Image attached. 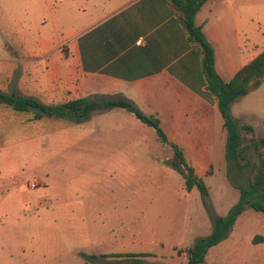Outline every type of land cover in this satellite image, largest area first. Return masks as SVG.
<instances>
[{
  "label": "rangeland",
  "instance_id": "rangeland-1",
  "mask_svg": "<svg viewBox=\"0 0 264 264\" xmlns=\"http://www.w3.org/2000/svg\"><path fill=\"white\" fill-rule=\"evenodd\" d=\"M66 1L0 0V91L56 103L47 75L71 58L74 31L68 23L78 17L59 13ZM213 1L205 2L199 18L215 9L229 11L227 2L216 6ZM255 1L249 12L253 18L237 19L248 33L247 51L264 48V0ZM236 7L237 17L246 15L242 6ZM249 92L244 96H254ZM255 92L254 103L264 111V80ZM246 108L241 116L235 109L231 113L245 121L250 117ZM32 116L0 103V264H128L129 257L115 255L126 252H151L146 256L151 264H184L186 248L211 232L199 189L185 188L173 164L174 150L159 142L151 127L121 124L117 132L132 137L121 142L105 133L104 114L83 125ZM110 118L122 119L116 114ZM96 123L97 131L92 127ZM213 162L203 176L208 201L224 210L240 190L227 177L223 151L216 152ZM246 216L256 218L255 232L264 231V212L248 207ZM245 247L234 258L225 252L211 260L264 264V248L251 240Z\"/></svg>",
  "mask_w": 264,
  "mask_h": 264
},
{
  "label": "crops",
  "instance_id": "crops-1",
  "mask_svg": "<svg viewBox=\"0 0 264 264\" xmlns=\"http://www.w3.org/2000/svg\"><path fill=\"white\" fill-rule=\"evenodd\" d=\"M224 2L228 3V12L215 9L208 16L199 18L201 8L195 15V22L202 27L214 48L218 73L224 80H229L264 48L247 51L245 42L248 33L237 25L238 18L246 21L253 18L249 12L256 1L244 0L238 4V0H214L212 3L220 6ZM237 5L245 10V16L237 17L234 13ZM59 13L78 17L68 23L74 31L70 39L72 49H68L71 58L67 59L64 67L52 68L47 75L56 103L79 97L91 100L127 98L145 114L160 119L169 140L182 148L187 161L199 176L209 175L210 166L215 165L213 159L216 152L223 151L225 158L224 118L216 95L207 87L201 47L189 39L180 12L171 0H96L82 5L68 0ZM25 41L28 46L27 37ZM256 89L258 87L251 92L256 94ZM255 94H250L251 98L246 95L245 99L243 95L236 99L231 105V112L235 109L237 116H241L247 107L250 117L237 121L251 124L255 135L264 136V111L260 104L254 103L258 96ZM98 114L107 118L105 133L119 137L121 142L132 138L116 130L127 123L151 127L156 139L163 143L155 128L123 107L96 111L88 121H94ZM114 114L122 119L112 120L110 117ZM97 125L92 124L95 131L99 128ZM116 134L120 135L113 136ZM99 153L91 151V155ZM239 197L224 210L214 207L216 212L226 214ZM246 211L238 216L229 236L209 249L207 264L215 262L211 259L217 253L232 252L233 258L241 255L246 252L245 243L248 240L253 242L256 234L264 236V231L255 232L257 229L253 228V221L256 218H248ZM254 244L264 248V242ZM224 262L221 264H232Z\"/></svg>",
  "mask_w": 264,
  "mask_h": 264
},
{
  "label": "trees",
  "instance_id": "trees-1",
  "mask_svg": "<svg viewBox=\"0 0 264 264\" xmlns=\"http://www.w3.org/2000/svg\"><path fill=\"white\" fill-rule=\"evenodd\" d=\"M206 1L171 0L180 12V19L189 39L201 47L207 87L216 95L224 118L226 173L231 183L240 190L238 201L230 207L226 214H218L212 203L208 201L209 186L187 161L182 148L169 140L160 124V119L145 114L133 101L124 97H101L97 100L79 97L61 103H46L36 97L18 94L15 91L11 93L0 91V103L10 105L18 111L32 112L33 120L55 117L81 123L89 120L96 111L123 107L133 112L143 123L155 128L159 139L173 148L175 153L173 164L182 173L185 188L188 191L194 187L199 189L208 206L212 222L211 232L198 237L192 245L186 248L187 260L184 264H207L206 257L209 249L229 236L238 216L248 207L264 212V136L255 135L251 124H240L231 113L232 103L239 96L258 87L264 80V49L241 67L231 79L224 80L215 66L213 46L202 31V27L195 22L196 13ZM237 179L241 182H237ZM252 240L254 243L264 242V236L256 234ZM178 252L183 253L184 250L178 249ZM115 255L129 257L128 264H151L146 256L153 254L151 252H126Z\"/></svg>",
  "mask_w": 264,
  "mask_h": 264
},
{
  "label": "built area",
  "instance_id": "built-area-1",
  "mask_svg": "<svg viewBox=\"0 0 264 264\" xmlns=\"http://www.w3.org/2000/svg\"><path fill=\"white\" fill-rule=\"evenodd\" d=\"M141 41V40H140Z\"/></svg>",
  "mask_w": 264,
  "mask_h": 264
}]
</instances>
